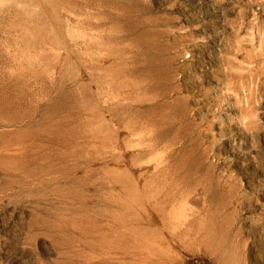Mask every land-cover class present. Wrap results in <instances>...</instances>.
I'll use <instances>...</instances> for the list:
<instances>
[{
    "label": "rangeland",
    "instance_id": "rangeland-1",
    "mask_svg": "<svg viewBox=\"0 0 264 264\" xmlns=\"http://www.w3.org/2000/svg\"><path fill=\"white\" fill-rule=\"evenodd\" d=\"M0 264H264V0H0Z\"/></svg>",
    "mask_w": 264,
    "mask_h": 264
},
{
    "label": "bare ground",
    "instance_id": "bare-ground-1",
    "mask_svg": "<svg viewBox=\"0 0 264 264\" xmlns=\"http://www.w3.org/2000/svg\"><path fill=\"white\" fill-rule=\"evenodd\" d=\"M18 119H19V117H16V116H13V117H5L4 118V121L6 123H8V124H11V123L17 121ZM40 119H41L40 120L41 121V125H43V127H44L45 126V120H44L45 117H41ZM36 156H37V152H35V151H23L22 154L21 155H18L17 157H15L14 160H18V161H20L23 164H27V163H30V162H34ZM45 158H47L46 155H45ZM26 167H27V165H26ZM198 210H200V209H198ZM150 212H154V213L157 212L156 211V208L154 206H149L147 209L141 210V216L142 215H145V214H148ZM184 212H186V211L185 210H182V212H178V213L179 214H182L183 213V215H184ZM187 212H188V214H190L192 216L195 215L196 213H198L197 209L195 207H193V206H190ZM178 215L173 216L174 220L172 219V223L173 224L171 225V228H172L170 230V233L171 234L174 233L175 229H178L179 230L182 227V225L184 224V221H182L179 218L180 216H178Z\"/></svg>",
    "mask_w": 264,
    "mask_h": 264
}]
</instances>
